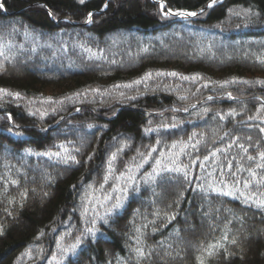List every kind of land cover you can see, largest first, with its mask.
<instances>
[{
  "label": "trees",
  "instance_id": "1",
  "mask_svg": "<svg viewBox=\"0 0 264 264\" xmlns=\"http://www.w3.org/2000/svg\"><path fill=\"white\" fill-rule=\"evenodd\" d=\"M208 2L0 0V264H264V0Z\"/></svg>",
  "mask_w": 264,
  "mask_h": 264
},
{
  "label": "snow or ice",
  "instance_id": "2",
  "mask_svg": "<svg viewBox=\"0 0 264 264\" xmlns=\"http://www.w3.org/2000/svg\"><path fill=\"white\" fill-rule=\"evenodd\" d=\"M214 2H215V0H212V3H209L208 7H212ZM81 3H83V0H81ZM105 6H107V5H105ZM3 7H4L3 3H0V8H3ZM163 8H164V5H163V3H161V10H163ZM170 14H177V15H181V16H195V15H197V13H195V12H178V13H172L171 9H169V10L166 11V12H164V15H165V16L170 15ZM88 15H89V20H90V19H91V16H92V13H89ZM2 47H3V44H0V48H2ZM0 55H2V52H0ZM0 68H2V65H0ZM170 75L175 76V75H177V73L173 72V73H170ZM150 76H151V73H146V74H145V78L150 77ZM181 79H189V77H181ZM244 82H245V83H249V81H244ZM136 83H139V81H136ZM224 83H228V81H225ZM260 83H264V81H260ZM5 91H6V90L0 89V92H5ZM15 95L18 96L19 93H16ZM228 95H229V97H231V94H230V93H229ZM208 99H212V97H208ZM230 114H232V113H230ZM10 118H11V117H9V119H10ZM249 119H252V117H249ZM89 127H91V125H90ZM173 127H175V125H173ZM150 131H152V129H150V128L145 129V132H150ZM260 131H261V132H264V128H261ZM17 134L19 135L20 133H17ZM249 139H251V138L249 137ZM239 147H240L244 152H247V149L244 148V145L241 144V145H239ZM77 151H78V150H77ZM43 155H49V156H51V155H56V156H59L60 153H43ZM116 155H117L116 153H113L112 156L109 158V161H108L109 171H111V169H112V162L116 159ZM140 155H143V154H140ZM260 158H261L262 160H264V152H261V153H260ZM248 159H249V160H253V159H255V158L252 157V156H249ZM69 161H73V162L79 163V161H76L75 156H68V157L64 160L65 163H68ZM160 163H161V162L158 160V161H157V165H159ZM231 167H232V163H231V161H229V162H228V168L231 169ZM257 167H264V164L257 165ZM165 170H170V171H180V169H161V171H165ZM239 170H243V169L241 168V169H238V171H239ZM249 171H250V174H251L252 177H255V176H256V173H255V172H253V171H251V170H249ZM157 175H159V172H157ZM232 175L235 177V173H233ZM185 177H187V173H185ZM106 181H107V177L105 178V182H106ZM222 182H223V181H222ZM13 183H15V181H13ZM224 183L226 184V182H224ZM240 183H241L240 180H238V179L235 180V184L238 185V184H240ZM243 183H244V187H245V188H248V187H249V181H244ZM257 183H258V184H259V183H264V180H262V181H257ZM226 186H227V184H226ZM214 190H215V189H214ZM121 191L126 192L127 189H121ZM224 194H227V195H233L234 193H232V192H227V193H224ZM242 195H243V193H242ZM106 199H111V197H106ZM248 199L251 200V199H252V196H248ZM256 204H257V207H264V199H257V200H256ZM118 207H120V200H119V199H117L116 204L113 205V208H118ZM109 211H111V209H109ZM87 231H88L89 233H91V232L93 231V229H87ZM222 239L227 240V239H228L227 235L225 234V236H224ZM229 242L232 243V244H235V243H236L235 239H233V240H231V241H229ZM79 243H80V238L77 237V242H76V244H73V245L71 246V248H70V249H67L66 251H72V250H74V249L79 245ZM222 247H223V244H221V243H219V242H217V244H215V245H209V246H208V249H207V251H208V255H209V256L213 255V254H214V250H218L219 248H222ZM137 251L140 253V255H143L142 251H140L139 249H138ZM200 264H203V261H201Z\"/></svg>",
  "mask_w": 264,
  "mask_h": 264
},
{
  "label": "rangeland",
  "instance_id": "3",
  "mask_svg": "<svg viewBox=\"0 0 264 264\" xmlns=\"http://www.w3.org/2000/svg\"><path fill=\"white\" fill-rule=\"evenodd\" d=\"M262 233H263V229L254 228V229H251V231L249 232L248 235L254 237V236H261ZM173 263H171V264H173Z\"/></svg>",
  "mask_w": 264,
  "mask_h": 264
},
{
  "label": "water",
  "instance_id": "4",
  "mask_svg": "<svg viewBox=\"0 0 264 264\" xmlns=\"http://www.w3.org/2000/svg\"><path fill=\"white\" fill-rule=\"evenodd\" d=\"M212 1V0H211ZM208 6V4L204 5L202 8H200L199 10H203V9H206ZM184 12V11H183ZM186 12V11H185Z\"/></svg>",
  "mask_w": 264,
  "mask_h": 264
}]
</instances>
